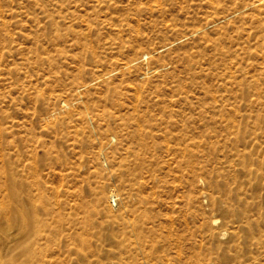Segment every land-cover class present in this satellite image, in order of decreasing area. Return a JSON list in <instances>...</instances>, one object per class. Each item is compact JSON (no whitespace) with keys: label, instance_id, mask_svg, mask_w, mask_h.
<instances>
[{"label":"rangeland","instance_id":"rangeland-1","mask_svg":"<svg viewBox=\"0 0 264 264\" xmlns=\"http://www.w3.org/2000/svg\"><path fill=\"white\" fill-rule=\"evenodd\" d=\"M0 212L13 256L264 264V0H0Z\"/></svg>","mask_w":264,"mask_h":264},{"label":"bare ground","instance_id":"bare-ground-1","mask_svg":"<svg viewBox=\"0 0 264 264\" xmlns=\"http://www.w3.org/2000/svg\"><path fill=\"white\" fill-rule=\"evenodd\" d=\"M216 203H218V201ZM1 216L2 214L0 212V217ZM215 222L216 221H214V224ZM219 236L223 237V236H227V234H225L224 232L219 234ZM1 248H0V264H56L55 260L52 259V257H48L46 255L28 254L27 256L24 257L13 256V255H8Z\"/></svg>","mask_w":264,"mask_h":264}]
</instances>
